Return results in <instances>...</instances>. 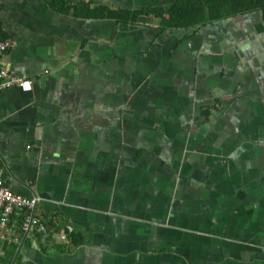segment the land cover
Segmentation results:
<instances>
[{
	"label": "crops",
	"instance_id": "crops-1",
	"mask_svg": "<svg viewBox=\"0 0 264 264\" xmlns=\"http://www.w3.org/2000/svg\"><path fill=\"white\" fill-rule=\"evenodd\" d=\"M0 0L2 179L37 198L0 264H264V19L186 29L88 11L177 0Z\"/></svg>",
	"mask_w": 264,
	"mask_h": 264
},
{
	"label": "trees",
	"instance_id": "trees-1",
	"mask_svg": "<svg viewBox=\"0 0 264 264\" xmlns=\"http://www.w3.org/2000/svg\"><path fill=\"white\" fill-rule=\"evenodd\" d=\"M58 12H66L61 0H43ZM259 10L264 19V0H177L162 9H143L132 12L111 11L106 8L87 10L97 18H111L118 22L133 23L139 16H152L159 21L161 30L196 27L209 20H216L243 11Z\"/></svg>",
	"mask_w": 264,
	"mask_h": 264
},
{
	"label": "built area",
	"instance_id": "built-area-1",
	"mask_svg": "<svg viewBox=\"0 0 264 264\" xmlns=\"http://www.w3.org/2000/svg\"><path fill=\"white\" fill-rule=\"evenodd\" d=\"M10 47V41L4 39L0 34V55L8 51ZM13 86L18 87L22 91L30 90V82L28 80L16 76H8L0 68V92ZM2 173L3 168L0 158V241L4 239V233L9 230L8 224L11 218L20 216L19 231L23 236L28 235L39 224L38 218L33 213L38 201L37 198H24L13 194L5 187Z\"/></svg>",
	"mask_w": 264,
	"mask_h": 264
}]
</instances>
